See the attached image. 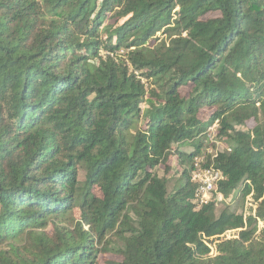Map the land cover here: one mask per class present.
<instances>
[{"label":"trees","instance_id":"16d2710c","mask_svg":"<svg viewBox=\"0 0 264 264\" xmlns=\"http://www.w3.org/2000/svg\"><path fill=\"white\" fill-rule=\"evenodd\" d=\"M0 264H264V0H0Z\"/></svg>","mask_w":264,"mask_h":264},{"label":"built area","instance_id":"2783aa9c","mask_svg":"<svg viewBox=\"0 0 264 264\" xmlns=\"http://www.w3.org/2000/svg\"><path fill=\"white\" fill-rule=\"evenodd\" d=\"M216 128L217 122L211 126L206 133L208 142L210 144L216 145L217 147L215 151H212L211 149L206 151V153L211 156L215 155V152L221 147V144L216 140ZM227 150L229 151V149ZM204 156L205 155H201L200 157L195 158L194 171L191 174V180L197 187L196 197L198 199L199 205L211 201L214 195L219 196L220 200L224 199L217 190L218 184L223 181V176L221 172L212 168H202V165L204 163L206 164L208 161V159H206Z\"/></svg>","mask_w":264,"mask_h":264},{"label":"rangeland","instance_id":"374dc122","mask_svg":"<svg viewBox=\"0 0 264 264\" xmlns=\"http://www.w3.org/2000/svg\"><path fill=\"white\" fill-rule=\"evenodd\" d=\"M255 124L253 122H249L247 123V129L250 130L253 128ZM214 133V132H213ZM215 134V133H214ZM221 148H225V145L224 144H221ZM174 171L175 169H173V171L170 172V174L166 175V179H169V189L172 187V184H173V180L177 179L178 178V175H175L174 174ZM157 173H158V176L160 177H163L164 176V168L162 166H160L159 168H157ZM250 196H248L245 201H244V204H243V207H242V210L240 208V205H241V198H240V193H232L231 196H229L228 198L226 199H218L216 201V210L217 212L221 211L224 207H229L231 208L232 210H235L237 212H240V210L244 213H246L247 210H249L250 208ZM234 235L233 232H230L226 235V238L227 239H230L232 236ZM210 241H212V243H209L210 245V248H211V255H215V244L217 243L216 241L210 239ZM109 259H112V260H119V258H116V257H110L109 256Z\"/></svg>","mask_w":264,"mask_h":264}]
</instances>
